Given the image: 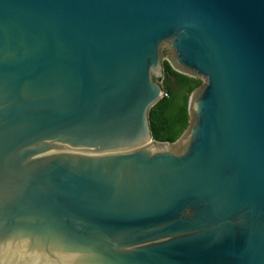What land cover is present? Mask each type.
I'll list each match as a JSON object with an SVG mask.
<instances>
[{
	"label": "water",
	"instance_id": "obj_1",
	"mask_svg": "<svg viewBox=\"0 0 264 264\" xmlns=\"http://www.w3.org/2000/svg\"><path fill=\"white\" fill-rule=\"evenodd\" d=\"M0 264H264V0H0Z\"/></svg>",
	"mask_w": 264,
	"mask_h": 264
},
{
	"label": "trees",
	"instance_id": "obj_2",
	"mask_svg": "<svg viewBox=\"0 0 264 264\" xmlns=\"http://www.w3.org/2000/svg\"><path fill=\"white\" fill-rule=\"evenodd\" d=\"M162 66L163 96L149 111V127L154 141L174 143L189 126L188 100L202 80L177 72L168 61Z\"/></svg>",
	"mask_w": 264,
	"mask_h": 264
},
{
	"label": "rangeland",
	"instance_id": "obj_3",
	"mask_svg": "<svg viewBox=\"0 0 264 264\" xmlns=\"http://www.w3.org/2000/svg\"><path fill=\"white\" fill-rule=\"evenodd\" d=\"M161 51H164L163 52V55H162V59H161V63H163L164 61H168L171 65V61H172V52L169 50V48H161ZM201 79V78H200ZM202 80V84H204V80ZM155 82H157L158 84L162 85V82L159 81V80H154ZM175 144H179V143H175Z\"/></svg>",
	"mask_w": 264,
	"mask_h": 264
}]
</instances>
